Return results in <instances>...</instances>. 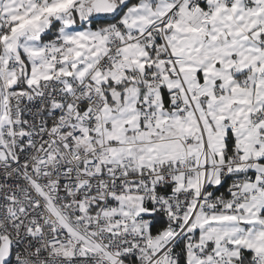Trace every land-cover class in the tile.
I'll return each mask as SVG.
<instances>
[{
  "label": "snow or ice",
  "instance_id": "1",
  "mask_svg": "<svg viewBox=\"0 0 264 264\" xmlns=\"http://www.w3.org/2000/svg\"><path fill=\"white\" fill-rule=\"evenodd\" d=\"M0 264H264V0H0Z\"/></svg>",
  "mask_w": 264,
  "mask_h": 264
}]
</instances>
